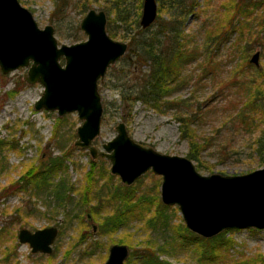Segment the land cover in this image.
I'll use <instances>...</instances> for the list:
<instances>
[{"label":"rangeland","instance_id":"obj_1","mask_svg":"<svg viewBox=\"0 0 264 264\" xmlns=\"http://www.w3.org/2000/svg\"><path fill=\"white\" fill-rule=\"evenodd\" d=\"M19 1L32 13L40 28L47 24L54 27V36L58 44H72L86 39V35L79 28V22L83 15L74 7L73 2L64 7L62 11L53 13V0ZM168 1L157 0V5L163 2L161 9V19L163 20L169 18L170 11L166 12L169 7ZM195 1L199 3V9H208L206 17L202 18L207 19L206 23H210V27L211 23H214L213 10L218 9L224 0ZM91 8L104 10L96 4H93ZM131 8L136 9V6H131ZM104 12L107 18V12L105 10ZM250 15L261 19L264 16V8L257 12L254 11ZM200 21L201 19L198 20L194 14L187 16L184 23L187 31L199 30ZM249 22L256 23V20L251 19ZM253 23V36L251 37V30L249 33L248 30H245V37L242 38L243 41L249 40L248 50L243 53L247 61L250 60L253 53L259 51L258 66L249 61L251 70L249 69L246 75L250 77L256 69H261L264 73V39L260 38L262 34L259 38L256 37V32L261 29L256 24L254 26ZM107 24L108 18L106 26ZM113 26L114 28L122 27L121 24ZM156 26L157 23L151 29H156ZM75 27H78L82 34V38L77 41L71 38V35L76 32ZM255 37L257 41H252ZM113 39L126 43L128 41L118 37ZM232 40L234 41V38ZM226 50H230V48L227 46L222 52L221 61L226 62L220 72L223 76L226 75L225 78H229L232 75V73L230 74L231 68L244 58L238 56L239 58L237 57L236 60L228 62ZM61 63L63 64V59H61ZM188 70L189 72L194 71L193 63L188 66ZM26 71L25 67L7 74L0 71V140L5 141V145L0 150V164L3 163L4 166L3 170H0V186L7 188L2 189V197H0V264H47L48 255L32 253L27 244L19 243L17 239L20 228L35 230L47 226H56L59 230L53 243L54 249L50 255L52 261L50 264H59L60 262L65 264H104L108 249L112 244L123 241L121 244L140 250L145 245V240L151 241L156 246H162L156 250L159 259L167 264H202L197 260L198 252L194 251V244L188 243L181 247L178 245V241L174 240L176 236L174 227L183 223L175 205L169 206L170 208L166 210L170 220L166 229L159 223H156L157 226L153 229L151 225L146 226L144 221L131 218L127 225L110 236L98 234L97 222L88 217L85 210L90 207L100 210L99 219L111 213L110 211L114 210L115 206L119 210H125L122 201L118 197L113 198L112 193L118 185H126L121 183L118 176L110 173L109 161L101 157L92 159L87 149L74 145L77 139L76 127L81 123L76 112L58 116L56 111L49 112L34 108V102L40 97L43 86L39 83H27L25 81ZM110 71L98 85L102 102L107 108L106 113L102 116L99 135L93 140V145L102 149L101 145L116 134V124L122 121L125 123L129 135L140 144L150 146L161 153L186 156L188 144L179 138L178 124L173 120L171 112H156L137 101L132 107L130 120L126 122L120 118V112H115V106L120 103L118 90L111 86L115 81L110 74L112 72L115 74V71L112 70L111 73ZM137 73L138 70L132 72L134 76ZM194 78L196 79V76ZM219 80L218 78L216 81H211L207 77L198 86L190 82L177 90L173 96L190 97L195 100L196 98H207L208 102H211L213 99L209 96L218 88ZM215 105L217 107V104ZM215 110L218 109L215 108ZM215 110L209 109L208 115L200 122L202 138H211V145L202 152L203 163L206 166L210 165V171L204 168H196V170L202 175L211 173L237 175L260 168L255 162V157L250 156L249 150L238 148V145H245L246 136L242 138V135L228 132L221 125L222 118L218 113H215ZM221 144L230 145L227 155L220 151ZM233 147L234 151H232ZM57 155L66 157L65 163L68 167L65 173L58 177L64 175V182L68 186H72V191L68 193L69 197L58 199L54 195L45 194L36 198L29 193H19L18 190L11 188V183L19 179L29 163L37 164L40 160L43 161L50 156ZM89 160L95 161L96 169L104 171V175L99 177L98 182L94 181L92 197L85 199L82 197V187L85 182V174L90 168ZM192 162L196 167V161ZM108 174L113 177L109 178ZM106 180L110 182L104 185ZM157 180H159L158 187L156 186ZM160 182V176L148 171L139 178V182L135 181L131 185L135 188L136 196L157 195L160 199ZM121 190L123 191L119 187V191ZM123 192L125 193V191ZM132 203L133 197L129 204ZM225 231L227 233L224 237L229 238L231 242L228 246L217 247L218 257L211 264H261L260 260L263 261L264 257V229L243 228ZM135 261L129 264H138Z\"/></svg>","mask_w":264,"mask_h":264},{"label":"trees","instance_id":"obj_2","mask_svg":"<svg viewBox=\"0 0 264 264\" xmlns=\"http://www.w3.org/2000/svg\"><path fill=\"white\" fill-rule=\"evenodd\" d=\"M53 2V13L62 11L73 2L74 7L82 15L93 4L98 5L107 12L108 35L128 40L126 53L107 70L115 71V74L110 71V76L115 81L111 86L118 90L120 102L115 106V112H120L123 121L130 120L132 107L137 101L156 112H171L173 120L178 124L179 138L188 144L186 156L196 161V168L210 171V165L206 166L203 163L202 152L211 145V138H202L200 122L208 115L209 109L217 108L215 113L222 118L221 125L228 132L242 135V138L246 136L245 145H238V148L249 150L250 156L255 157L257 166H264V73L261 69H256L251 77L246 75L251 64L243 53L248 50L249 40H242L245 37V30H248V33L251 30V37L253 36V22H249L251 19L256 20L253 25L256 24L261 29L256 32V37L259 38L262 34L260 38L264 39V16L258 19L250 15L264 8V0H224L218 9L213 10L214 30L213 24L211 23L209 27L207 19L202 18L206 17L208 9H199V3L195 0H169L166 12L170 13L167 20L161 19L163 5L161 2L154 23L144 29L139 25L142 0H53ZM131 6H136V9H132ZM193 14L198 20L201 19L200 27L195 32L194 30L189 32L184 23L187 16ZM156 23V29L152 30ZM118 24L122 27L114 28L113 25ZM75 30L71 38L77 41L82 38V34L78 27H75ZM256 37L252 41H257ZM227 46L230 48L226 50L228 62L236 60L238 56L244 58L231 68L232 75L229 78H225L226 75L223 76L220 72L226 62L221 61L220 57ZM192 63L194 71L189 72L188 66ZM135 70H138L136 76L132 74ZM207 77L211 81L220 79L218 88L209 96L213 99L211 102H208L207 98L195 100L190 97L173 96L177 90L190 82L196 86L201 85ZM102 105L105 114L107 107L104 102ZM228 144L220 145V151L225 155L230 148ZM4 145L5 141L0 140V150ZM65 161L66 157L57 155L40 160L37 164L29 163L19 179L11 183V188L18 190L19 193H29L36 198L45 194L54 195L58 199L67 198L72 186L64 182V175L58 177L64 174L68 167ZM89 164L90 168L85 174L82 187V197L85 199L92 197L94 184L104 175V171L96 169L95 161L89 160ZM3 168L2 163L0 170ZM108 177L113 176L108 174ZM136 181L139 182V179ZM108 182L110 181L106 180L104 185ZM158 184L159 180L156 181L157 187ZM119 187L125 193L119 191ZM2 189L7 188L0 186V197ZM134 189L132 185H118L112 193L113 198L118 197L122 201L125 210H119L115 206L111 213L100 219V210H94V207L85 210L87 216L97 222L99 235L114 234L127 225L131 218L144 221L146 226L151 225L153 229L157 226L156 223L164 229L169 226L170 220L166 210L170 207L164 205L157 195L136 196ZM132 197L133 203L130 205ZM134 207L137 209H133ZM174 231L176 233L174 240H177L181 247L188 243L194 244L193 249L198 252L197 260L202 264H211L215 261L218 257L217 247L228 246L231 242L229 238L224 237L227 231L211 238H203L188 230L184 223L175 226ZM145 242L140 250L129 247L130 253L125 264L135 260L138 264H167L159 259L156 250L162 246H156L148 240ZM97 244L99 245V242ZM260 262L264 264L263 261Z\"/></svg>","mask_w":264,"mask_h":264},{"label":"water","instance_id":"obj_3","mask_svg":"<svg viewBox=\"0 0 264 264\" xmlns=\"http://www.w3.org/2000/svg\"><path fill=\"white\" fill-rule=\"evenodd\" d=\"M156 17V0H142L140 27L148 28ZM106 21L104 10L91 8L79 22L86 39L58 44L52 25L40 28L19 0H0V71L25 67V81L43 86L34 102L36 110L56 111L58 116L76 112L81 123L74 145L87 149L92 159L109 161L110 173L122 184L129 186L148 171L160 176L161 202L175 205L191 232L211 238L229 229H264V166L244 174L202 175L186 156L161 153L135 141L122 121L102 149L93 145L103 116L98 83L127 50L126 42L107 34ZM258 60L256 51L249 61L258 66ZM57 233L55 226L34 232L23 228L18 238L28 242L32 252L49 253ZM128 255L127 245L114 243L104 264H124Z\"/></svg>","mask_w":264,"mask_h":264},{"label":"flooded vegetation","instance_id":"obj_4","mask_svg":"<svg viewBox=\"0 0 264 264\" xmlns=\"http://www.w3.org/2000/svg\"><path fill=\"white\" fill-rule=\"evenodd\" d=\"M157 2V1H156ZM141 6H142V4H141ZM157 9H158V5H157ZM141 14V13H140ZM157 14H158V10H157ZM140 18V17H139ZM48 227V226H47ZM56 227V226H55ZM24 228V227H23ZM23 228H20L19 230H18V233H17V239H18V241H19V238H18V234H19V231L21 230V229H23ZM44 228V227H43ZM25 229H27V230H29L30 232H34V231H36L37 229H35V230H30V229H28V228H25ZM40 229V228H39ZM58 229V228H57ZM58 232H59V230H58ZM57 235H58V233H57ZM57 237V236H56ZM56 239V238H55ZM55 241V240H54ZM54 241L52 242V244L50 245L51 246V252H49V253H44V252H40V251H35V252H32V248H31V246L29 245V243L28 242H23L24 244H27L29 247H30V251L32 252V253H37V254H40V255H42V254H44V255H48V257H47V264H50V263H52V261H51V259H50V255H51V253L53 252V243H54ZM19 243H22V242H20L19 241ZM108 253H109V249H108ZM129 253H130V249H129ZM129 256V255H128ZM107 257H108V255H107ZM128 258V257H127ZM107 259V258H106ZM106 261V260H105ZM126 261V260H125ZM125 261H124V263H125ZM264 262V261H263ZM61 263H64V262H60L59 264H61ZM65 264V263H64Z\"/></svg>","mask_w":264,"mask_h":264}]
</instances>
